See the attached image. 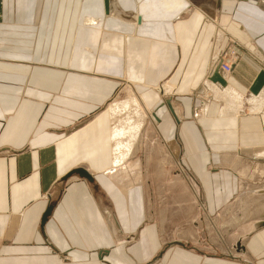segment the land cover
I'll return each mask as SVG.
<instances>
[{"label": "crops", "instance_id": "1", "mask_svg": "<svg viewBox=\"0 0 264 264\" xmlns=\"http://www.w3.org/2000/svg\"><path fill=\"white\" fill-rule=\"evenodd\" d=\"M122 81L175 146L169 201L162 159L114 160ZM206 81L264 91V0H0V264H264V177L237 174L264 122L196 116Z\"/></svg>", "mask_w": 264, "mask_h": 264}, {"label": "rangeland", "instance_id": "2", "mask_svg": "<svg viewBox=\"0 0 264 264\" xmlns=\"http://www.w3.org/2000/svg\"><path fill=\"white\" fill-rule=\"evenodd\" d=\"M184 14H186L185 11H184ZM216 31L218 32L219 29H217ZM222 33H223L222 36L224 37V30ZM215 86L218 87L219 89H224L223 87H219L217 84ZM204 89H205V92L203 94V99H201L202 100L201 105L199 106L198 109H205V107L207 105L214 103V102H217V100H215V97H214L213 93L209 90V88L204 87ZM166 90H168L167 91L168 93L170 92L169 88ZM133 95L138 98L137 91L134 89L132 84H129L127 82L122 81V84L119 86L113 100H111L109 105H108V109H109L110 113L112 114V116L115 114L114 113L115 111L113 110L114 105L120 104V103H123V102L129 100ZM241 97H242V100H241L242 105L240 106V109L238 110V114L239 113L260 114V112L258 113V111L264 110V108H263L264 105L262 106V110H260V109L255 110V109H253L254 106L249 105L247 102V99H250L252 97H256V99H259V100H264V91L258 95H250V96L241 95ZM139 102H141L140 98H139ZM222 102H223L222 100H219L218 105H221ZM130 115H131L130 111H127V112L123 111L121 113L115 114L112 131L114 130L115 126L117 127V126H119V124L121 122L126 121L130 117ZM143 120H144L143 128L139 131L138 135L136 136L134 143H133V147L131 149V153L128 156L130 158L129 162L132 164H135V162H138L137 165H139V162L141 160L140 158H142L143 161L146 159H157V160L162 159L163 166L161 168H163L164 175L161 178V182H159V184H151V186L152 185H158L159 187L162 186V192L161 193L163 195V201L164 202H165V200L169 201V199L167 198L168 197L167 191L170 190V186H171L170 182H176V181H174L175 177H172V172H171V167H170L171 166V159H170L171 157H170V153L168 151L170 149L171 153H175L176 149H175V146L173 144H170L168 147H166V145L164 146V145L160 144L159 142H155L154 144L151 145L150 143L152 141L151 142L149 141L150 136H146V138H145L144 132H146V131L150 132L152 129V124L150 123V120L148 119V115L146 117H144ZM114 147H115V142H114ZM262 152H264V150ZM114 158H115V149H114ZM256 161L257 160H254V161L248 160L247 162H244L242 164V166L237 169L238 176H240L241 178H243L245 180L246 179L249 180L250 178L253 179L256 176H258L261 180V178L264 177V156L262 158H259L258 162H256ZM172 166H174V165H172ZM135 169L137 170L138 166ZM146 169L148 170V172L150 174H152V173L158 172L159 168L154 167V166H151V167L148 166ZM173 169L175 171V168H173ZM154 192H155V190H153V194H154ZM168 217L170 218L171 216H168ZM229 222L232 223L231 221H229ZM205 233L210 234L209 238H211V240L215 241L214 236H213L214 235L213 231H206ZM168 235L170 237V234H168ZM227 239H229V238H227ZM228 245H229V243H228Z\"/></svg>", "mask_w": 264, "mask_h": 264}, {"label": "bare ground", "instance_id": "3", "mask_svg": "<svg viewBox=\"0 0 264 264\" xmlns=\"http://www.w3.org/2000/svg\"><path fill=\"white\" fill-rule=\"evenodd\" d=\"M210 83L211 82L208 83L206 81V86L213 93L215 99L216 100L221 99L223 101V107L220 110V115L229 116L236 114L240 109V106L242 105L241 95H239L238 92H235L231 87H227V89L220 90L216 86H213ZM137 99L133 95L129 100L114 105L113 110L115 111L114 112L115 114L121 113L123 111L131 112L130 117L126 121L121 122L119 126L117 127L115 126L113 130V140L115 142L114 160L117 163L122 162L130 152V150L132 149L134 140L138 135L143 123L144 112L142 110L140 103L138 102L139 99L138 100ZM247 102L249 105L254 106L253 109L255 110H259V109L262 110V106L264 105V100L256 99V97L247 99ZM205 108L207 109V106ZM259 112L261 115V119L264 122V110L258 111V113ZM115 114L113 115L114 117ZM256 156L258 158H262L264 156V152H259L256 154Z\"/></svg>", "mask_w": 264, "mask_h": 264}, {"label": "built area", "instance_id": "4", "mask_svg": "<svg viewBox=\"0 0 264 264\" xmlns=\"http://www.w3.org/2000/svg\"><path fill=\"white\" fill-rule=\"evenodd\" d=\"M222 31H216L214 35V51L212 52L209 59V70L213 71L215 69H219L223 74H229L232 69V66L237 60V56L234 50L230 48L226 50H219V42L220 40H222L223 35ZM204 85L206 86V82H204ZM204 111L205 110L203 109H199L197 113H195V115L197 116L198 114Z\"/></svg>", "mask_w": 264, "mask_h": 264}, {"label": "water", "instance_id": "5", "mask_svg": "<svg viewBox=\"0 0 264 264\" xmlns=\"http://www.w3.org/2000/svg\"><path fill=\"white\" fill-rule=\"evenodd\" d=\"M74 171H75V173L80 174L81 176H84V177L88 178L87 173L83 169H77V170H74Z\"/></svg>", "mask_w": 264, "mask_h": 264}]
</instances>
